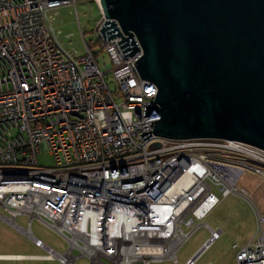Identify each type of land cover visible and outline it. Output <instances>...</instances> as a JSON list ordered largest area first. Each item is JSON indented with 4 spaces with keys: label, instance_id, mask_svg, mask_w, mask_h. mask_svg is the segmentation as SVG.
Masks as SVG:
<instances>
[{
    "label": "built area",
    "instance_id": "2783aa9c",
    "mask_svg": "<svg viewBox=\"0 0 264 264\" xmlns=\"http://www.w3.org/2000/svg\"><path fill=\"white\" fill-rule=\"evenodd\" d=\"M62 6L75 14V0H0V219L45 251L0 259L75 264L73 250L91 259L93 251L165 247L176 229L179 246L218 197L232 194L252 204L235 181L244 169L264 178V151L235 140L151 133L149 121L158 114L151 108L142 117V107L151 105L156 88L136 73L132 62L141 51L135 38L139 50L122 56L119 35L102 39L99 12L95 33L110 62L112 92L78 24L83 54L74 57L59 44L53 21ZM147 130L150 136L141 140L138 134ZM39 149L51 157L50 166L37 164ZM253 212L254 235L232 245L234 264H264V213L254 205ZM17 215L26 216L25 227ZM32 218L60 235L67 249L56 252L34 237ZM219 234L208 228L194 259ZM110 255L111 264L127 259Z\"/></svg>",
    "mask_w": 264,
    "mask_h": 264
},
{
    "label": "water",
    "instance_id": "95a60500",
    "mask_svg": "<svg viewBox=\"0 0 264 264\" xmlns=\"http://www.w3.org/2000/svg\"><path fill=\"white\" fill-rule=\"evenodd\" d=\"M95 1L105 19L102 39L119 35L125 57L139 50L133 37L139 45L132 63L156 88L142 107V117L151 108L158 114L151 133L235 140L264 151V0Z\"/></svg>",
    "mask_w": 264,
    "mask_h": 264
},
{
    "label": "rangeland",
    "instance_id": "374dc122",
    "mask_svg": "<svg viewBox=\"0 0 264 264\" xmlns=\"http://www.w3.org/2000/svg\"><path fill=\"white\" fill-rule=\"evenodd\" d=\"M99 16L95 0L93 2L89 0H75V14L73 13V8L70 6L59 7L53 25L59 44L74 57L83 54L82 42L78 32L79 28L83 40L89 41L91 45L89 50L94 54L96 65L101 72H105L104 79L110 91L113 92L116 90L115 82L112 80L110 73L106 72L110 69V62L106 54L100 52L97 45L98 40L95 33V25ZM115 99L118 100L117 97ZM36 161L40 166H50L52 164L51 157L43 149H39L37 152ZM235 185L237 188L246 189L250 202L260 214H263L264 178L260 174L244 169L235 181ZM211 190L214 194L218 195L216 187L212 186ZM252 204L232 194L218 197V202L202 220L205 223V227L198 226L186 240L180 243L178 249L174 251L175 261L169 260L172 257H163V260L155 259L150 261L149 264H176L175 262L183 264L184 259L191 257L205 241L208 236V228L219 229V237L194 259L193 264H234L236 251L231 248V244L241 245L254 235L255 219ZM0 213H4L1 208ZM15 221L19 226L25 227L26 216L17 215ZM197 223L198 221H195L193 225ZM29 227L34 237L40 239L56 252H63L67 249L66 243L61 236L36 218L30 220ZM181 231L185 232L186 230L182 227ZM43 253H45L44 250L34 246L28 238L0 219V254L40 255ZM72 254L77 255L78 251L73 250ZM110 254L106 257H111ZM119 255L125 256L129 260L137 259L132 256L131 251H114L112 253L113 259ZM104 263L106 264V262ZM0 264H57V262L22 258L0 259ZM76 264H88V259L80 257L76 260ZM109 264L111 263L109 262ZM116 264L126 263L120 261V263Z\"/></svg>",
    "mask_w": 264,
    "mask_h": 264
},
{
    "label": "bare ground",
    "instance_id": "6f19581e",
    "mask_svg": "<svg viewBox=\"0 0 264 264\" xmlns=\"http://www.w3.org/2000/svg\"><path fill=\"white\" fill-rule=\"evenodd\" d=\"M264 174V172H262ZM164 229V228H163ZM167 230V229H166ZM173 236H175V241L172 243L171 247L169 246L170 240L165 243V247L157 246L152 248H140L139 251H131L132 256L134 258L139 259L140 261H148V260H155V259H162L163 257H172L174 258V250L178 246V243L182 240V235L179 233L178 229L173 233ZM167 246V247H166ZM165 248V249H164ZM96 255V257H104L109 255L110 253H114V251H93ZM68 257V256H67ZM158 257V258H157ZM160 257V258H159ZM124 261H121L122 263L130 264L131 260L124 259Z\"/></svg>",
    "mask_w": 264,
    "mask_h": 264
},
{
    "label": "crops",
    "instance_id": "0c3cea01",
    "mask_svg": "<svg viewBox=\"0 0 264 264\" xmlns=\"http://www.w3.org/2000/svg\"><path fill=\"white\" fill-rule=\"evenodd\" d=\"M246 190V189H245ZM203 220V219H202ZM202 220L200 221V222H198L197 224H195V225H197L196 226V228L198 227V226H204L205 227V223H203L202 222ZM195 228V229H196ZM248 240H246L243 244H245L246 242H247ZM243 244H241V245H237L236 244V246L237 247H240V246H242ZM232 245L233 244H231V248L235 251L236 249L235 248H233L232 247ZM64 252V251H63ZM72 252V251H71ZM15 255H26V254H0V256H5V257H8V256H15ZM41 255V254H40ZM174 255H175V253H174ZM80 257H85V258H87L88 259V264H105L104 262H106V264H109V262L106 260V258H104V257H92L91 259L90 258H88V257H86V256H81V255H78L77 254V257H75L74 258V263L76 264V260L78 259V258H80ZM190 257H188V258H185L184 259V263L187 261V259H189ZM1 259H11V258H1ZM16 259H22V258H16ZM164 259H168V258H164ZM40 260V259H39ZM159 260H163V258L162 259H159ZM170 260V259H169ZM174 261H175V257H174ZM194 262V261H193ZM150 263V262H149ZM148 263V264H149ZM176 264H177V262H175ZM183 263V264H184ZM193 264V263H192ZM208 264V263H207Z\"/></svg>",
    "mask_w": 264,
    "mask_h": 264
},
{
    "label": "trees",
    "instance_id": "16d2710c",
    "mask_svg": "<svg viewBox=\"0 0 264 264\" xmlns=\"http://www.w3.org/2000/svg\"><path fill=\"white\" fill-rule=\"evenodd\" d=\"M89 1H92L93 2V0H89Z\"/></svg>",
    "mask_w": 264,
    "mask_h": 264
}]
</instances>
